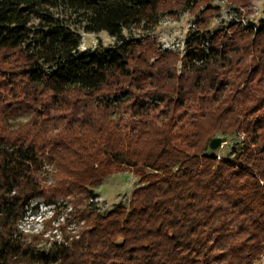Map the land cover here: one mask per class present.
<instances>
[{"label": "trees", "instance_id": "1", "mask_svg": "<svg viewBox=\"0 0 264 264\" xmlns=\"http://www.w3.org/2000/svg\"><path fill=\"white\" fill-rule=\"evenodd\" d=\"M214 1L0 0V264H258L264 19L211 29ZM177 9L182 51L131 32ZM78 28L113 44L79 51ZM218 134L240 137L230 157ZM122 169L140 185L100 213L93 189ZM34 201L70 208L44 244L19 227Z\"/></svg>", "mask_w": 264, "mask_h": 264}, {"label": "rangeland", "instance_id": "2", "mask_svg": "<svg viewBox=\"0 0 264 264\" xmlns=\"http://www.w3.org/2000/svg\"><path fill=\"white\" fill-rule=\"evenodd\" d=\"M215 3L219 4L221 8L210 24L211 29L218 26L222 16L232 6L227 0H215ZM243 8L247 19L254 21L264 19V0H250ZM193 17L194 15L191 12L177 9L164 14L158 24L149 30L143 31L140 28H134L131 32L138 36H143L145 34L143 32H147L148 36L152 38L162 51H182V46L180 45H182L187 32L191 28L190 24L194 23ZM77 31L81 36L79 51L92 49L98 44L105 47L111 46L114 41V38L109 36L105 31L87 33L81 28H78ZM129 32L128 29L124 30V34H128ZM173 47L174 49H171ZM165 48H169L170 50H163ZM217 136L222 138V145L216 149L209 147V150L219 157H230L232 146L239 145L240 137L238 135L224 136L222 134H218ZM139 185L138 177L129 169L113 171L103 179L101 185L93 189V201L96 202L95 207L100 213H105L117 204L127 205L133 189ZM61 203L64 204L65 202ZM69 209L66 205L62 204L55 206V204L34 201L29 205L25 217L19 222V227L30 235L41 234L43 239L40 241V244L47 243V240L60 236V225L64 223L65 211ZM74 224L75 222L68 223L66 229L70 231L71 229L77 230L78 226ZM82 224L83 220L78 225ZM258 264H264V249Z\"/></svg>", "mask_w": 264, "mask_h": 264}, {"label": "built area", "instance_id": "3", "mask_svg": "<svg viewBox=\"0 0 264 264\" xmlns=\"http://www.w3.org/2000/svg\"><path fill=\"white\" fill-rule=\"evenodd\" d=\"M220 8H221V6H220ZM228 21H237V22L242 23L243 26H248L249 25V26H252L253 28H255L254 25L256 23L254 20H249V19H247L245 17L243 6H231V9H228L226 11V14H224L222 16V19L220 20L219 24H222V23L228 22ZM194 26H195L194 23L190 24V27H194ZM176 46H179V45H176ZM176 46H174V47H176ZM174 47L171 48V49H174ZM163 50H170V49L169 48H165Z\"/></svg>", "mask_w": 264, "mask_h": 264}, {"label": "water", "instance_id": "4", "mask_svg": "<svg viewBox=\"0 0 264 264\" xmlns=\"http://www.w3.org/2000/svg\"><path fill=\"white\" fill-rule=\"evenodd\" d=\"M222 142H223V140H222L221 137H219V136H215V137H213V138L211 139V141H210V143H209V147H210L211 149H216V148H218L219 146L222 145Z\"/></svg>", "mask_w": 264, "mask_h": 264}]
</instances>
